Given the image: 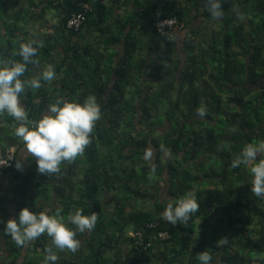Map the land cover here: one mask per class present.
<instances>
[{"label": "trees", "instance_id": "obj_1", "mask_svg": "<svg viewBox=\"0 0 264 264\" xmlns=\"http://www.w3.org/2000/svg\"><path fill=\"white\" fill-rule=\"evenodd\" d=\"M206 3L132 0L126 2L132 10L121 16L117 5L105 0H0V64L22 62L16 54L20 44L34 40L42 45L35 57L39 63L27 64L21 78L32 79L51 66L61 82L50 102V90L25 89L20 101L29 120L38 121L60 99L57 92L61 100L80 103L95 96L100 107L80 161L82 167L91 164L84 181L77 186L68 179L73 160L47 176L61 197L54 198L59 216L66 219L80 210L98 221L113 204V217L132 222L98 232L97 246L89 243L92 253L89 247L65 249L66 264H103L109 249V263L120 264L129 255L126 248L118 262L123 240L138 254L132 264H198L196 254L204 250L211 264H264V200L251 193V165L230 167L247 144L264 142V0H223L219 19L211 17ZM75 12L85 13L79 30L66 26ZM157 16L178 19L181 42L177 27L158 30ZM95 31L93 40L101 46L92 42ZM197 109L204 110L203 117ZM2 118L18 126L7 113H0ZM13 136L7 146L18 142ZM151 148L155 154L146 158ZM43 177L37 181L46 186ZM188 191L196 193L199 210L189 222L173 226L161 214ZM136 198L142 199L141 208ZM25 200L21 197L12 218L29 207ZM36 205L29 208L38 214ZM126 225L141 231L150 246L138 244ZM3 231L0 264L20 258V264H42L40 258L29 261V251L45 258L53 247L46 233L17 246ZM161 231L169 237L155 238ZM221 238L227 243L217 246Z\"/></svg>", "mask_w": 264, "mask_h": 264}, {"label": "clouds", "instance_id": "obj_2", "mask_svg": "<svg viewBox=\"0 0 264 264\" xmlns=\"http://www.w3.org/2000/svg\"><path fill=\"white\" fill-rule=\"evenodd\" d=\"M222 3L223 0H207L206 7L213 19L223 17ZM177 29L182 30L178 27ZM39 46L42 45L34 40L21 43L16 54L22 58V62L0 64V113H7L18 122L15 135L23 141L24 152L27 156L35 158L36 171L48 176L58 173L63 161H72L84 152L85 147L90 143V133L100 118L101 111L95 96H88L83 103L57 99L48 106L46 113L38 121L29 120L20 96L26 88H40L41 80L55 79V72L51 66H47L32 79L21 78L27 64L39 63L35 59ZM197 112L199 116H204L203 109H197ZM259 154H264V142L249 143L232 159L230 167L235 169L241 165H251L248 169L251 175V193L254 197L264 200V158L257 160ZM148 155L150 153L146 154V158ZM9 163L10 161L0 162V166L7 167ZM15 167L17 170H22L23 163L16 159ZM199 207L196 193L188 191L175 206L168 204L161 215L173 226L183 225L195 216ZM96 220L95 214L83 215L80 210L70 214L65 221L59 214L49 215L45 212L37 214L31 208L25 207L16 217L4 223V230L10 234L17 246L26 245L46 233L51 238L53 246L46 250L44 258V264H49L58 259L53 248L75 252L79 246V241L76 239L77 232L91 231L95 227ZM131 231L134 230H130L129 235ZM123 241L127 250L129 247L132 248L130 243ZM225 243L227 239L221 238L217 246ZM196 260L198 264H211L212 256L204 250L196 254Z\"/></svg>", "mask_w": 264, "mask_h": 264}, {"label": "rangeland", "instance_id": "obj_3", "mask_svg": "<svg viewBox=\"0 0 264 264\" xmlns=\"http://www.w3.org/2000/svg\"><path fill=\"white\" fill-rule=\"evenodd\" d=\"M181 31L182 30H180V33L181 34L178 36V38L180 39L179 40L180 42H181V38H182V32ZM179 44L181 45V43H179ZM40 67H42V66H40ZM59 79L60 78L55 77V79H53L51 81H44V82L41 81L42 86H40V88H38V89L50 90V92H51L50 93L51 95L49 96L50 98H47V100H49V102L51 100L54 101V95H53V92L54 91L53 90H56V88H59L60 87L61 82H59ZM54 80H57V82L54 81ZM65 80H67L66 77H65ZM55 94H58V96H59L60 99H64V97L61 96V93L60 92H57ZM64 95H66L67 97H69L67 94H64ZM161 115H163V114L161 113ZM161 130L163 131V128H161ZM4 142H5L4 143V145H5L6 144V141H4ZM154 149L155 148H151L150 156H153L155 154V150ZM83 156H84L83 154H79L73 160V163L72 164H73V167H74L75 170L69 176L70 178H68V179H71L73 181V183L75 185H77V186L80 184V182L84 181V177H85L84 174L87 172L88 168L90 167L89 165H91V164H89V162H87L86 163V166L85 167H82V165H81L82 163H80V161L82 160ZM32 162L36 164L35 158H34V160ZM35 164L31 168V171L28 173V178H29V180H31L30 185L31 186H34L36 192L38 193V195L34 197V200H36V202H37V205L34 207V210L39 211V213L40 212H47L48 210H50L49 211L50 212V215H57V214L60 213L61 207L60 206L59 207L54 206V198H57V197L58 198H61V197H60V195L59 196H55L56 194H59V193L55 192L54 191V187L52 186L53 185V183H52L53 177H50V176L47 177V176H45L44 178H42L43 179V182H45V180L47 181L46 188H47V193L49 194V196L47 197L48 199H46L45 197H43L44 196L43 195L44 194L43 192H44V188H45L44 186L45 185L44 184H39L38 181H37V177H42V174H39L36 171V165ZM101 180H102V182L104 181V179H101ZM162 186H165V184H162ZM43 200L45 201V205L43 204ZM134 201H135V204H138V205H140V203L143 202L142 199H140V198H138V199L136 198ZM50 205L51 206H54V207L51 209L50 208ZM56 205H58V204L56 203ZM29 207H30V205H29ZM139 208H141V205L139 206ZM106 211H107V213H104V215L101 216L100 220L96 221L95 227L91 231H86V232L83 233L84 236H85V238H81L80 239V244H83V245L88 246V247L91 248V245L89 244L91 242L92 245L94 247H96L97 246V243H96L97 241H95V240H97L96 234L98 232H100V233H98L97 235H101L102 233L108 234L111 231H116V228H115L116 225L120 228L121 226L124 225L123 223H125V224H129V223L131 224L132 223V222L127 223V221H125L124 218H122V217H119V218L113 217V215L111 214L113 212V204H110V206H108L106 208ZM4 215H5V211H4V209H2L0 207V217L3 218ZM130 216H131V214H130ZM97 219H99V218H97ZM64 220L66 221L65 218H64ZM1 224H2V222H0V225ZM69 226L70 227H74L72 225H69ZM126 226H127L126 229H129L130 228L131 230H133V228H131V225H129V226L126 225ZM3 230L4 229H1V231H3ZM92 236H95V237H92ZM9 242H11V240H9ZM0 244L3 247H5V244H4L3 240H2V238H0ZM50 244H51V242H50ZM50 244H48V246ZM82 248L85 249L84 246H82ZM128 250H129V255L126 256L127 258L123 262H121L120 264H132V262H131L132 261V256H134V258H135V256L138 255L130 247H129ZM88 251L90 252V249ZM108 252H110V251H108ZM108 252L106 254H103V257L104 256L106 257L107 262L106 263H103L102 260H101V258H100V263L110 264V263H108L109 262V259H110ZM155 252H157L156 249H155ZM90 253H92V251ZM57 254L59 255L58 256V260L61 261L60 264H66V262H69V261H66L68 257L66 255V251L65 250H63V251L58 250V251H56V255ZM45 255H46V253H45ZM262 255H264V253ZM32 258H34V260H39V258H40V261L42 262V264H44V257L42 256L41 253L37 254V252H35V249H31L29 251L28 260L30 261V259H32ZM91 258H93V255L91 256ZM6 260L9 262L11 260V255L8 256ZM22 261H23V259L20 258V260L16 264H20ZM5 264H7V263H5ZM49 264H51V262H49ZM53 264H55V263H53Z\"/></svg>", "mask_w": 264, "mask_h": 264}, {"label": "crops", "instance_id": "obj_4", "mask_svg": "<svg viewBox=\"0 0 264 264\" xmlns=\"http://www.w3.org/2000/svg\"><path fill=\"white\" fill-rule=\"evenodd\" d=\"M128 1L132 3V0H116V1L105 0L107 4L112 3V4L117 5V7L115 8L117 9L116 13L121 16L127 15L128 12L132 10L131 6L126 4V2ZM96 33L98 32L95 31L92 33L94 34L92 35L93 36L92 42L95 46H101L96 41L97 38L93 40ZM100 49L102 50V48ZM21 99H22V96H20V100ZM15 127L16 126L14 124H11L7 121V118H2V120L0 119V150H3L9 146V145L7 146L6 144L4 145L5 143L4 141L7 142V139L8 141L15 140L14 136L11 137L12 135H15V132H14ZM9 130L11 132H9ZM7 132L10 135H8ZM15 144L17 145L18 150H19L17 159H19L23 163V169L17 170V168L15 167L14 170H4L0 172V207L4 209L5 211L4 219H7V220L13 217L12 214L15 211L16 206L19 203L21 197H24L26 199L25 201H28L29 204L32 205L33 202L34 203L36 202V200H34V197L38 195L34 186L29 185L31 180L28 183V173L31 171V168L35 164L32 162L34 158L27 156V153L24 152V143L20 138L18 142ZM42 183H44L43 180H42ZM45 183H47L46 180H45ZM46 190L47 188L45 186L43 197L48 199L47 197L49 196V194L47 193ZM43 204L45 205L44 200H43ZM0 227H1L0 229L4 228V221L2 222Z\"/></svg>", "mask_w": 264, "mask_h": 264}, {"label": "built area", "instance_id": "obj_5", "mask_svg": "<svg viewBox=\"0 0 264 264\" xmlns=\"http://www.w3.org/2000/svg\"><path fill=\"white\" fill-rule=\"evenodd\" d=\"M84 7L87 9L89 8L88 4H84ZM85 19V13L84 12H75L67 21V28L73 29V30H79L81 27L82 23L84 22ZM156 26L160 32H165L168 29L167 28H172V27H181V24L179 23L178 19L173 17V18H164L162 19L160 16H157V21H156ZM17 154H18V147L17 145H11L6 149L0 150V162H8L9 166L3 167L0 166V171L2 170H8L9 168H12L15 165L16 159H17ZM12 160V161H11ZM130 235L133 236L134 238L137 239L138 244H144L145 249L150 246V242L144 243V240L142 238V233L141 231H131ZM169 237V233L167 231H161L159 234L156 235L155 238L159 239H165Z\"/></svg>", "mask_w": 264, "mask_h": 264}, {"label": "flooded vegetation", "instance_id": "obj_6", "mask_svg": "<svg viewBox=\"0 0 264 264\" xmlns=\"http://www.w3.org/2000/svg\"><path fill=\"white\" fill-rule=\"evenodd\" d=\"M79 241V246L78 247H82V246H84L85 247V249L88 247V246H85V245H83V244H80V240H78ZM86 241V240H85ZM85 243V242H84ZM123 247H124V251L121 253V254H119L118 255V262L120 261V260H122L125 256H126V247H125V244H123ZM89 249H90V247H89ZM88 248H87V250H89ZM111 249H109V250H107L104 254H106L108 251H110ZM109 253V257H112L113 256V251H110V252H108ZM104 258V260H103V262L104 263H106L107 262V259H106V257L104 256L103 257ZM109 263V262H108Z\"/></svg>", "mask_w": 264, "mask_h": 264}]
</instances>
